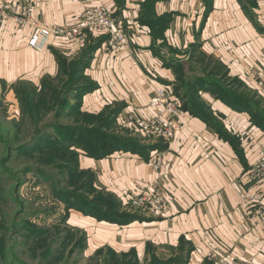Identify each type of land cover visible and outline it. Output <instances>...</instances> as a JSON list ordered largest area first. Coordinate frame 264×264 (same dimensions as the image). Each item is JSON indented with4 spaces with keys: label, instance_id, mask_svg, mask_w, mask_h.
Returning <instances> with one entry per match:
<instances>
[{
    "label": "crops",
    "instance_id": "obj_1",
    "mask_svg": "<svg viewBox=\"0 0 264 264\" xmlns=\"http://www.w3.org/2000/svg\"><path fill=\"white\" fill-rule=\"evenodd\" d=\"M32 1L31 20L24 28L8 19L0 30L2 79L40 81L54 76L58 68L55 51L73 53L86 38L96 36L47 37L36 49L28 43L33 24H73L83 9L101 4L123 25L130 46L111 54L96 51L85 70L98 83L93 92L96 103L117 100L128 104L131 112L150 116L154 109L149 101L159 81L174 88L178 67L188 76L202 69L195 58L190 60L191 47L196 45L197 52L218 63L228 78L238 80L239 91L264 109V89L250 73V69H264V0ZM199 97L231 140L206 120L184 111L186 131L177 132L159 147L161 152L156 151L162 157L159 170L152 168L149 158L122 150L102 159L87 158L82 164L101 167V182L124 202L138 184L157 183L166 197L164 212L135 229L124 227L127 237L140 236L139 230L149 234L147 239L157 254L165 248L168 254L169 246L183 237L192 246L186 264H202L216 250L249 264H264V226L253 216L252 204L238 194V190L264 192V181L256 184L246 173L264 145V127L250 112L235 109L211 90L200 91ZM91 103L88 98L85 107L92 108ZM105 240L97 239L92 246L99 241L107 244ZM146 242L137 245L139 252L145 254ZM120 244L121 252L136 248L130 242Z\"/></svg>",
    "mask_w": 264,
    "mask_h": 264
},
{
    "label": "rangeland",
    "instance_id": "obj_2",
    "mask_svg": "<svg viewBox=\"0 0 264 264\" xmlns=\"http://www.w3.org/2000/svg\"><path fill=\"white\" fill-rule=\"evenodd\" d=\"M21 1L0 0V10L7 11L5 7L8 5L17 7ZM15 16L17 15L14 13L7 14L0 22V30L8 19L20 29L27 25L22 22L19 24ZM70 25L72 24L62 26ZM102 37L86 38L83 46L70 54L58 50L65 65L64 62L57 64V73L50 77L53 79L57 75L58 78L51 83V88L41 86L44 77L40 81H32L27 77V80L12 81L0 78V264H150L151 252L146 251V245L152 244L147 239L150 235L139 230L140 236L127 237L128 231H124V227L132 225L131 229H135L134 226L141 222H149L153 217L161 215L166 202L159 213L156 212L152 207L155 198L146 189L144 195L139 196L146 198L147 207L134 206L132 204L134 200L130 196L136 194V189L141 184L129 192L126 202L124 199L120 200L101 182L103 179L99 174L101 167L95 169L91 166L84 167L82 164L87 158L102 159L106 156L95 158L92 150L69 146L70 143L63 140L66 135H74L89 140L88 144L93 143L95 139L106 144H114L125 138L140 145L168 144L144 138L139 129L127 119L130 113L139 115L136 111L131 112L134 110H128V104L117 100L96 103L93 92L98 89V83L85 70L96 56V51L99 55L112 53L102 43L87 56L85 64L80 69V76L72 73V63L85 55L87 49ZM90 82L94 83V89L89 91L77 89ZM164 85L167 84L158 82V86ZM170 88L184 112L180 95L175 93V87ZM185 90L183 88L179 94L183 96ZM88 98L93 101L90 104L92 108L89 109L85 107ZM66 105L68 106L64 108ZM155 111L154 109L153 114ZM136 149L142 148L137 145ZM156 151L161 152L159 147H154L151 150H139L142 154L131 153L142 158L146 155L147 159L154 163V158L160 154ZM82 169L85 170L78 177L77 173ZM91 173L95 177L94 187L115 196L120 205V208L115 210L117 212L115 222L109 221V215H99L101 219L75 208L76 196L82 198V202L77 204L81 205L84 201L90 203L88 204L90 211L104 207L103 205L92 207V204L98 205L97 201L100 198L96 199L94 196L97 194L84 183L86 175ZM118 210L136 213L143 220L136 219L123 224ZM92 219L94 221L88 223V220ZM97 239H106L107 244L99 241L100 243L93 247ZM124 241L134 244L136 248L121 252L120 243ZM143 241H147L145 254L139 252L137 246ZM179 244L180 240L173 246L174 253L177 252ZM167 252L165 248L158 256L165 258ZM213 252H210L202 264L208 261L215 264ZM189 255L190 252L188 257Z\"/></svg>",
    "mask_w": 264,
    "mask_h": 264
},
{
    "label": "built area",
    "instance_id": "obj_3",
    "mask_svg": "<svg viewBox=\"0 0 264 264\" xmlns=\"http://www.w3.org/2000/svg\"><path fill=\"white\" fill-rule=\"evenodd\" d=\"M5 8L7 11L0 10V22L6 18L7 14L14 13L17 15L15 16V20H18L19 24L20 22L28 24L31 20L33 1L22 0L18 3L17 7L8 5ZM84 33H90L96 37L103 36L101 43L106 49L111 50V52H116L119 49L130 46V38L123 25L111 11L101 4L86 7L70 26L53 25L51 27H45L34 23L28 43L30 46L38 49L40 42L44 38L62 37L65 40H74ZM250 73L253 75L259 88L264 89V69H250ZM150 105L156 111L149 118H143L132 113L127 116L128 121L139 129L144 138L168 143L176 132L185 131L186 124L183 121V114L185 112L181 110L180 104L174 97L169 85L158 86L155 89L150 99ZM161 164L162 157L158 155L154 158V163H152L154 170H159ZM246 173L249 180L256 184L264 181V145L260 146L255 162ZM146 189L155 198L154 202H152V207L159 213L162 206L164 207L163 204L166 200L156 182L139 185L136 189V194L130 196L134 200L132 204L137 207H147L148 201L146 198L139 196L144 195ZM238 194L242 201L247 204H252L253 216L264 226V192L261 189H256L255 191L238 190ZM212 258L215 264H249L224 250L213 252Z\"/></svg>",
    "mask_w": 264,
    "mask_h": 264
},
{
    "label": "trees",
    "instance_id": "obj_4",
    "mask_svg": "<svg viewBox=\"0 0 264 264\" xmlns=\"http://www.w3.org/2000/svg\"><path fill=\"white\" fill-rule=\"evenodd\" d=\"M207 9H210V5L208 4ZM158 21V20H157ZM156 21V22H157ZM103 37L100 40H97L93 46L89 47L86 54L81 56L77 59V61L74 64L71 65L72 73L78 74L80 76V69L85 64V59L87 56H89L92 51H94L100 43L102 42ZM191 55L190 60L195 58L196 63H200L202 66V69L200 71H196L195 74H192V76H188L184 74V71L181 67H178V70L175 71L176 73V82H175V93L180 95V98L182 100L181 107L184 111H189L192 115H195L202 120H206L208 122V125L218 131L223 137L230 139L229 136L222 130L221 124L217 121V119L210 114L208 111V106L204 101H202L199 97V92L202 90H211L212 94L216 97L220 98H227L228 103L232 105L235 109L248 111L252 114L253 118L256 120V122L264 127V109L260 108L259 101H254L251 99L248 95H243L244 92L239 91V87H237L238 80L236 79H230L228 78L226 70H224L218 63L214 62L212 59L205 56V54L197 52L198 46L194 45L191 47ZM55 53V58L58 63H63L64 60H62V56L58 54L57 51ZM196 53V54H195ZM65 65V62L63 63ZM67 65V64H66ZM61 67V66H60ZM63 72H65L64 69H62ZM58 76L55 77H44L41 80V86L45 88H51V83L55 82L57 80ZM78 81V80H77ZM76 81V83H78ZM75 83V84H76ZM95 85L94 83L86 84L83 86L77 87L80 91H89L94 89ZM185 88V93L182 96L180 91ZM68 105L64 106L66 108ZM76 111H78L76 109ZM64 141H68L70 144L69 146H76L79 148H84L85 150H92V155L95 158H102L104 156H108L118 150L123 151H130L134 153H141L139 150H148L152 149L154 147H162L163 145L160 143H154V144H136L133 140L130 139H123L122 141H117L114 144H106L105 142L94 140L93 143L88 144L89 140L82 139L80 137L74 136V135H66L63 137ZM90 143V142H89ZM139 145L142 149L137 150L136 147ZM142 154V153H141ZM144 158H147L146 155H143ZM85 169H82L81 171H78L77 176L79 177ZM87 178L85 179V185L86 187L90 186L94 191L96 196H94L96 199H99L97 202L98 205L94 206L92 204V207L97 208L100 205H103L104 207L101 209H98L97 211H90L89 202L84 201V206H81L80 204H77L82 202V198L79 196H76L75 199L77 202L75 203V208L79 211H83L87 215H94L97 216V218H101L99 215H109L110 222H115L117 220L116 217V209H119L120 205L115 199V196H113L110 193H103L99 190H97L94 185V174H88L86 175ZM82 187H84V184H82ZM92 199H94L92 197ZM93 208V209H95ZM119 211V210H118ZM118 215L120 216V221H122L123 224H128L132 220L140 219L143 220V218L136 213H128V212H118ZM174 247L169 246V256H165V258H160L158 254L155 251V248L152 244L148 243L146 245V251L151 252V261L150 264H184L188 258V254L192 249L191 244L186 241L183 237L180 239V244L177 247V252L174 253L173 251ZM205 264H211L209 261Z\"/></svg>",
    "mask_w": 264,
    "mask_h": 264
}]
</instances>
